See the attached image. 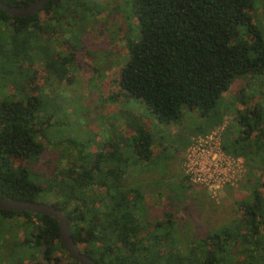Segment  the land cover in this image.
Returning <instances> with one entry per match:
<instances>
[{
    "label": "trees",
    "instance_id": "obj_1",
    "mask_svg": "<svg viewBox=\"0 0 264 264\" xmlns=\"http://www.w3.org/2000/svg\"><path fill=\"white\" fill-rule=\"evenodd\" d=\"M2 1L26 5L34 0ZM128 3L139 32L126 41L128 58L115 78L117 89L140 100L158 124H183L184 114L196 111L199 123L187 144L222 126L232 110L233 122L225 125L221 146L261 171L251 197L239 201L231 221L182 250L174 237L173 213L152 216L140 185L130 181L129 171L148 163L153 154L147 128L127 121L128 131L132 127L129 144L112 136L102 149L87 154L82 148L77 152L79 144L72 138L59 139L55 145L75 149V155H67L70 164L60 166L56 159L52 165L47 158L44 168H36L56 124L50 120L54 117L43 83L49 76L73 82L75 47L61 52L50 45L51 38L59 21L77 10L85 15L82 21L106 12L96 0H50L23 17L0 8V196L59 207L73 240L98 264H262L264 28L254 14L264 0H126L124 6ZM37 40L46 42L33 46ZM233 86L236 100L247 106L223 101ZM189 182L183 172L182 187ZM0 221L11 226L19 221L24 228L15 244L4 240L0 224L3 242H34L37 251L42 247V261L26 264H79L63 248L55 218L0 209Z\"/></svg>",
    "mask_w": 264,
    "mask_h": 264
},
{
    "label": "rangeland",
    "instance_id": "obj_2",
    "mask_svg": "<svg viewBox=\"0 0 264 264\" xmlns=\"http://www.w3.org/2000/svg\"><path fill=\"white\" fill-rule=\"evenodd\" d=\"M96 1L106 8V12L93 20L90 18L82 21L85 15L77 10L59 21L58 31L51 38L50 45L61 52L70 49L71 45L75 47V61L70 66L73 82L68 83L66 79L58 80L49 76L48 81L43 83L42 90L47 97L48 112L51 111L54 117L50 120L59 125L54 124L50 130L47 154L34 165L36 168L40 165L44 168L47 158L52 159V165H56L57 160H60V166L70 164L67 155H75V149L71 146L64 149L62 145H55L59 139L72 138L79 144L77 152L82 148L83 153L87 154L88 151L102 149L108 139L112 141V136H118L121 141L125 140L124 144H129L127 137L132 127L128 131L127 121H134L135 124L147 128L152 134L153 154L148 163H142L138 168L129 171L130 181L140 185L146 197V209L152 216H160L163 210L173 213L174 237L179 240L180 248L185 250L189 241L205 236L213 228L231 221L237 215V204L240 200L251 197L255 182L262 179L261 171L244 163L245 169L239 180L233 186H226L216 193L191 182L186 189L182 187V162L191 137L190 132L199 123L197 112L185 113L183 124H158L149 117V111L140 100L119 92L115 78L128 58L126 41L129 37L138 36L139 25L129 3L126 4L127 7L124 6L126 0ZM260 5L262 4H259L260 8L258 7L254 15L259 25L264 28V7ZM39 15L41 19L46 18L43 12ZM45 42L33 41V46ZM235 89L233 86L225 92L221 96L223 101L233 102L237 108L247 106L248 104L236 100ZM232 112L227 111L223 129L225 125L233 122ZM39 139L43 140L40 137ZM15 223L11 226V223L6 225L0 221L4 240H14L16 244L21 240L24 228L19 221ZM1 238L0 235V264L42 261V247L37 251L34 242L14 246L3 242ZM238 256L242 258V254L238 253ZM260 260L264 264V252Z\"/></svg>",
    "mask_w": 264,
    "mask_h": 264
},
{
    "label": "built area",
    "instance_id": "obj_3",
    "mask_svg": "<svg viewBox=\"0 0 264 264\" xmlns=\"http://www.w3.org/2000/svg\"><path fill=\"white\" fill-rule=\"evenodd\" d=\"M222 126L193 138L185 149L182 162L188 180L211 193L233 186L245 169L242 157L232 156L222 149Z\"/></svg>",
    "mask_w": 264,
    "mask_h": 264
},
{
    "label": "water",
    "instance_id": "obj_4",
    "mask_svg": "<svg viewBox=\"0 0 264 264\" xmlns=\"http://www.w3.org/2000/svg\"><path fill=\"white\" fill-rule=\"evenodd\" d=\"M49 1L50 0H34L26 5H10L0 0V8L11 16L23 17L41 10ZM0 209L30 211L32 213L49 215L55 218L59 226L60 240L65 251L77 260L79 264H98L73 240L69 231L67 216L59 207L47 202L0 196Z\"/></svg>",
    "mask_w": 264,
    "mask_h": 264
}]
</instances>
